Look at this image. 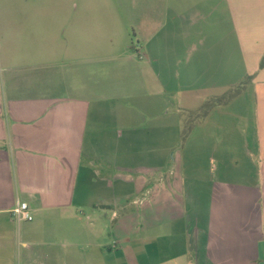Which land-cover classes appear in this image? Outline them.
Returning <instances> with one entry per match:
<instances>
[{"label":"crops","instance_id":"crops-1","mask_svg":"<svg viewBox=\"0 0 264 264\" xmlns=\"http://www.w3.org/2000/svg\"><path fill=\"white\" fill-rule=\"evenodd\" d=\"M263 57L264 0H0V264H264Z\"/></svg>","mask_w":264,"mask_h":264},{"label":"rangeland","instance_id":"rangeland-1","mask_svg":"<svg viewBox=\"0 0 264 264\" xmlns=\"http://www.w3.org/2000/svg\"><path fill=\"white\" fill-rule=\"evenodd\" d=\"M42 20L45 23H51L54 20V13L50 12V11L44 12L42 15ZM60 20H61V18H60ZM48 27H49V25H46L45 30ZM121 73L122 74H120L119 72H110L109 75L106 78H104L103 81L105 82V84H107L109 86L113 85L115 87H121L125 83H127V79H129L131 77L129 73L125 74V72L123 73V71ZM147 83H148L147 81H144V84L140 85L139 87L148 91V84ZM144 100H147V99H144ZM210 100L211 99L207 100L202 106H200L196 110H188V109H184V108H179L177 105H175V106L172 105L169 108H167L165 111L169 112L171 115H173V118L174 117L179 118V116L180 117L186 116V117H189V120L191 119V122H196L197 120H199L200 118H202L204 116V112L207 111V109L210 106V103H209ZM182 129H184V126ZM181 132H182V130H181ZM180 138L178 137V140L172 141L173 147H172V151H171L170 164H168L169 167H173L176 162L179 165V159H180V154H179L180 146L179 145L183 142L185 137H184V135H180Z\"/></svg>","mask_w":264,"mask_h":264},{"label":"trees","instance_id":"trees-1","mask_svg":"<svg viewBox=\"0 0 264 264\" xmlns=\"http://www.w3.org/2000/svg\"><path fill=\"white\" fill-rule=\"evenodd\" d=\"M263 66H264V57H263V60L261 62V67H263ZM242 88L243 87L240 86L238 88L229 90L225 95H223L221 97L212 98L210 100V102L208 101L210 103V106L207 109V111L204 112V116L203 117H205L209 113V111H210V109L212 107H215L217 105H220V104H223L225 102L230 101L232 98H234L242 90ZM193 125H194V122H191L190 121L189 124L187 125V128L185 129V135H184V137L187 136V134L190 132V130L193 127Z\"/></svg>","mask_w":264,"mask_h":264},{"label":"built area","instance_id":"built-area-1","mask_svg":"<svg viewBox=\"0 0 264 264\" xmlns=\"http://www.w3.org/2000/svg\"><path fill=\"white\" fill-rule=\"evenodd\" d=\"M13 216L19 222L22 221L31 222L34 219L28 203H19L13 211Z\"/></svg>","mask_w":264,"mask_h":264}]
</instances>
